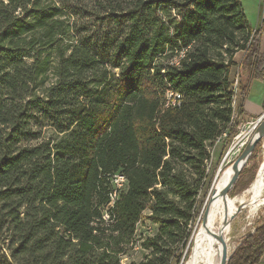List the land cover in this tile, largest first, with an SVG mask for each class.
<instances>
[{"label": "trees", "instance_id": "16d2710c", "mask_svg": "<svg viewBox=\"0 0 264 264\" xmlns=\"http://www.w3.org/2000/svg\"><path fill=\"white\" fill-rule=\"evenodd\" d=\"M242 66L264 80L240 0H0V264H122L144 215L158 230L129 264L184 262L208 147L247 116ZM262 255L264 223L228 264Z\"/></svg>", "mask_w": 264, "mask_h": 264}, {"label": "rangeland", "instance_id": "374dc122", "mask_svg": "<svg viewBox=\"0 0 264 264\" xmlns=\"http://www.w3.org/2000/svg\"><path fill=\"white\" fill-rule=\"evenodd\" d=\"M88 25L89 27L91 25L90 19ZM234 72H235V66L232 67V77H231V80L233 82V87H235V80L233 78ZM253 112H255V114L253 113L254 116H248V115L244 117L233 116V122H235V124L237 125V130L234 137H232V139H230L228 142L225 143L224 142L225 135H222V137H218L208 147L210 152V158L206 162L207 178L205 182V187L203 188V190L199 195V201H198L199 206L205 203L207 196L209 195V192L211 191L214 181L216 180L218 174L224 168L231 165V163L240 154V152L242 151L248 140L251 138L254 132L253 126L257 121V119L263 114L264 108L262 109L256 108V110ZM263 161H264V137L262 136L260 142H258V145H256L249 159L241 169L233 189L226 195L234 196L244 191L248 187L250 188ZM229 179L230 178H228L227 182L229 181ZM111 207L112 206H110V208ZM215 207L213 209H215ZM204 210L205 209H203L202 212H204ZM145 214H148V211H145ZM236 214L233 215V217H230L225 222L224 224L225 226H223L222 230L219 232V234L216 237V244L218 246L217 248L219 250V253H222V244L218 239L219 237L222 238L223 242L227 246V252L229 253L233 250V248H236L238 246L241 239L247 233L253 232L255 227L264 223V205L261 206L254 214H252L253 217L252 216L248 217L246 209H243ZM207 215L204 216V220L207 217ZM145 216L146 215H144L143 218L136 224L133 243L132 245H129L128 247L129 250H127L126 254L121 255L122 264H129L130 262H139L141 259H143L145 251L140 247L141 240L147 236H151L155 234L158 230V225L150 222ZM202 224H203L202 218H200V221L198 223L196 221L195 223L194 231H196V229ZM181 264H183V262H181Z\"/></svg>", "mask_w": 264, "mask_h": 264}, {"label": "bare ground", "instance_id": "6f19581e", "mask_svg": "<svg viewBox=\"0 0 264 264\" xmlns=\"http://www.w3.org/2000/svg\"><path fill=\"white\" fill-rule=\"evenodd\" d=\"M165 105L173 106L175 103H165ZM262 136L264 137V134ZM231 171L230 165L222 170L217 182L219 192L217 206L207 215L203 224L193 232L189 242L190 254L183 264H220L221 253H219L217 248L216 237L223 226H225V222L243 209H246L248 217H251L264 205V161L257 172L252 186L234 196L222 194ZM125 184L126 178L120 173L117 181H115L110 206L113 205L117 196V190L122 189Z\"/></svg>", "mask_w": 264, "mask_h": 264}, {"label": "crops", "instance_id": "0c3cea01", "mask_svg": "<svg viewBox=\"0 0 264 264\" xmlns=\"http://www.w3.org/2000/svg\"><path fill=\"white\" fill-rule=\"evenodd\" d=\"M250 28L257 33L259 40V50L264 55V0L262 3L259 0H240ZM263 5V7L261 6ZM243 57V52L235 53L234 60L235 72L234 80H237V73L240 67V61ZM250 75L245 66L241 67L240 81L247 85V94L244 101V111L248 116H254L256 108H264V80L249 79ZM252 109V110H251ZM255 109V110H253ZM254 113V114H253ZM257 264H262L260 261Z\"/></svg>", "mask_w": 264, "mask_h": 264}, {"label": "water", "instance_id": "95a60500", "mask_svg": "<svg viewBox=\"0 0 264 264\" xmlns=\"http://www.w3.org/2000/svg\"><path fill=\"white\" fill-rule=\"evenodd\" d=\"M253 128H254V132H253L251 138L248 140V142L246 143V145L244 146V148L242 149L240 154L237 156V158L230 165L232 170H233V173H232L231 178L229 179V181L227 182V184L223 188L222 194H228L230 192V190L233 188L235 182L237 181V178L239 176L241 169L243 168V166L245 165V163L249 159V157H250L252 151L254 150V148L256 147L257 143L260 142V139H261L262 135L264 134V112L257 119ZM209 194H210V192H209ZM208 198H209V195L207 196V199L202 206V209L200 211V215L198 217L197 223L199 222L200 218H202V222H204L205 212H202V211H203V209H205V205H206ZM218 239L220 240V242L222 244V253H221L220 264H228L230 256L233 253V251L235 250V248H233V250L228 253L227 252V246L223 242L222 238L219 237ZM189 242H190V240H189Z\"/></svg>", "mask_w": 264, "mask_h": 264}, {"label": "built area", "instance_id": "2783aa9c", "mask_svg": "<svg viewBox=\"0 0 264 264\" xmlns=\"http://www.w3.org/2000/svg\"><path fill=\"white\" fill-rule=\"evenodd\" d=\"M259 2L262 3V0H259ZM263 7V5H261ZM255 32V31H253ZM234 88V92L236 91L237 89V80H235V87ZM234 99V97H233ZM180 100H181V95L180 93L174 91V90H168L165 94V101H164V104L165 103H175V106L179 105L180 103ZM225 135V133H224ZM120 176V173H115L111 176V183L113 185V190H114V186H115V181H117L118 177ZM110 200H112V191L110 193ZM110 208V201L109 203L107 204V207L106 209H109ZM104 215L105 217L108 218V214H107V211L105 210L104 212ZM262 264H264V255L261 256L260 260H259Z\"/></svg>", "mask_w": 264, "mask_h": 264}]
</instances>
